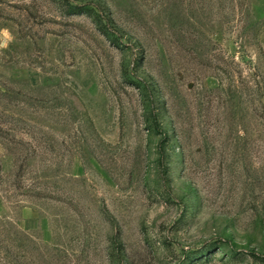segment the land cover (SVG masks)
I'll use <instances>...</instances> for the list:
<instances>
[{
	"label": "rangeland",
	"instance_id": "1",
	"mask_svg": "<svg viewBox=\"0 0 264 264\" xmlns=\"http://www.w3.org/2000/svg\"><path fill=\"white\" fill-rule=\"evenodd\" d=\"M66 2L0 0V264H264V0Z\"/></svg>",
	"mask_w": 264,
	"mask_h": 264
},
{
	"label": "trees",
	"instance_id": "2",
	"mask_svg": "<svg viewBox=\"0 0 264 264\" xmlns=\"http://www.w3.org/2000/svg\"><path fill=\"white\" fill-rule=\"evenodd\" d=\"M67 4L70 5V7L73 8V5L70 4L69 0H67L66 2ZM83 11L84 9L89 12L91 15L94 16L95 21L97 23V27L98 29L104 33L105 35H107L109 38L115 40L117 39V31L112 29V25H115V22L113 21V19L107 15L104 16L103 13H99L97 11V8H93V7H87V6H82L81 8ZM116 26V25H115Z\"/></svg>",
	"mask_w": 264,
	"mask_h": 264
}]
</instances>
